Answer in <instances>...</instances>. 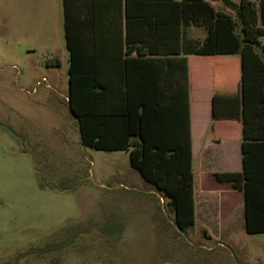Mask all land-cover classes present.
Returning a JSON list of instances; mask_svg holds the SVG:
<instances>
[{
    "label": "rangeland",
    "instance_id": "1",
    "mask_svg": "<svg viewBox=\"0 0 264 264\" xmlns=\"http://www.w3.org/2000/svg\"><path fill=\"white\" fill-rule=\"evenodd\" d=\"M68 68L62 0H0V264H264L244 203L234 231H180L128 150L84 146Z\"/></svg>",
    "mask_w": 264,
    "mask_h": 264
},
{
    "label": "trees",
    "instance_id": "2",
    "mask_svg": "<svg viewBox=\"0 0 264 264\" xmlns=\"http://www.w3.org/2000/svg\"><path fill=\"white\" fill-rule=\"evenodd\" d=\"M73 1L63 0L64 25L70 53V111L78 120L82 144L96 150H128L131 167L168 199L180 231L195 225L187 56L240 55L236 101L218 107L217 99L222 102L227 96L216 94L214 118L242 121L243 170L215 177L243 191L246 232L264 234V0L258 5L251 0H240L239 5L214 0L235 7L237 19L217 11L207 0H133L134 12L132 0H125L122 22L118 16L111 34L102 30L107 26L104 19L94 18L91 36L82 28L86 21L72 9ZM168 5L175 7L172 17L160 15V7ZM148 7L154 9L149 16ZM188 18L206 27L202 45L182 41L179 20L183 23ZM99 37L117 39L125 56L141 43L146 50H137L139 55L182 57H124L118 63H103L90 55L93 44L89 47L85 42ZM147 39L154 41L153 50L148 51Z\"/></svg>",
    "mask_w": 264,
    "mask_h": 264
},
{
    "label": "crops",
    "instance_id": "3",
    "mask_svg": "<svg viewBox=\"0 0 264 264\" xmlns=\"http://www.w3.org/2000/svg\"><path fill=\"white\" fill-rule=\"evenodd\" d=\"M125 0H74L72 9L79 12V19L86 21L82 28L91 36L94 18H102L106 21L105 29L111 34L112 23L120 17L122 22L123 7ZM220 12L226 13L237 19V10L222 1L207 0ZM239 5L240 0H229ZM257 5L259 0H251ZM134 1H131V9L134 12ZM216 3L222 6L217 8ZM63 4V0H62ZM154 12L153 7H148L147 15ZM175 12V7L170 5L160 7L159 13L164 16H171ZM119 13V14H118ZM102 15V16H101ZM177 22V17L173 16ZM125 20L123 19V23ZM154 22V17L150 18V23ZM63 23L64 4H63ZM181 23L183 31L182 41L187 45H202L207 38L208 32L202 22H192L187 19ZM203 30V37L193 38L189 35L190 29ZM65 34V25H64ZM153 39V38H152ZM66 40V38H65ZM148 45L154 49V41L151 39ZM89 47H95L91 56H95L103 63H118L124 57L130 58H164L182 56H156L139 55L137 50L145 53V47L137 43L131 55L122 54V45L115 38L87 39L85 41ZM124 47L126 45L124 44ZM127 48V47H126ZM67 49V46H66ZM118 49L120 53L118 52ZM68 51V49H67ZM96 52V53H95ZM69 53V51H68ZM89 55V56H90ZM190 70V92L192 110V141L194 156V191H195V225L202 230L206 239H213L222 236L223 230L234 231L233 225L234 211L238 210L242 204L245 206L244 193L235 189L230 183L220 182L216 179V173L240 172L243 170L242 152V121L232 119L214 118L215 95H226V99L219 102L217 106L224 107L225 104L236 101L237 84L241 82V57L240 55H190L187 56ZM70 59V53H69ZM111 69L117 71L116 66L111 64ZM69 70V68H68ZM221 221V222H220ZM246 230V223H245ZM248 234V233H247ZM252 235V234H251Z\"/></svg>",
    "mask_w": 264,
    "mask_h": 264
},
{
    "label": "water",
    "instance_id": "4",
    "mask_svg": "<svg viewBox=\"0 0 264 264\" xmlns=\"http://www.w3.org/2000/svg\"><path fill=\"white\" fill-rule=\"evenodd\" d=\"M69 107H70V109H71V106H70V100H69Z\"/></svg>",
    "mask_w": 264,
    "mask_h": 264
}]
</instances>
